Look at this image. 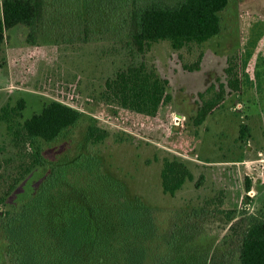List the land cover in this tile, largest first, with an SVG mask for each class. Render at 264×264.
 Masks as SVG:
<instances>
[{"label": "rangeland", "instance_id": "obj_1", "mask_svg": "<svg viewBox=\"0 0 264 264\" xmlns=\"http://www.w3.org/2000/svg\"><path fill=\"white\" fill-rule=\"evenodd\" d=\"M96 12L94 20H88L94 28L87 40L71 34L67 41H54L44 28L39 41L30 44L24 25L5 30L0 114L19 98L25 101L23 118L51 99L84 113L56 139L43 142V153L49 160H73L78 168L91 156L95 170L122 183L128 197L136 195L153 209L163 237L145 241L150 249L147 264H239L240 223L264 219V0H229L219 13L217 34L201 43L186 41L179 48L172 47L169 39L152 40L143 54L116 35L111 10ZM230 56L239 61L242 88L226 93L196 124L199 92L226 81L224 67ZM133 61L153 66L167 80L170 99L154 115L101 97L106 79ZM195 61L197 67H184ZM92 119L107 128L104 140L86 139ZM10 138L0 118V196L24 160ZM165 158L182 160L193 174L173 194L161 187ZM44 174L41 168L27 173L0 209L20 204ZM203 208L207 213L201 212ZM4 220L1 215L0 264H14L7 252ZM175 223L178 233L171 235ZM131 239L123 244L140 253L132 246L140 244L136 238L130 244ZM121 253L132 258L128 249Z\"/></svg>", "mask_w": 264, "mask_h": 264}, {"label": "trees", "instance_id": "obj_2", "mask_svg": "<svg viewBox=\"0 0 264 264\" xmlns=\"http://www.w3.org/2000/svg\"><path fill=\"white\" fill-rule=\"evenodd\" d=\"M228 1L1 0L0 51L5 30L19 24L26 27L25 40L30 44L39 41L44 28L54 41H67L71 34L87 40L94 28L90 18L94 20L96 11L108 10L113 13L116 35L137 52L143 54L150 41L156 39H169L172 47L179 48L186 41L201 43L217 34L221 29L219 13ZM197 66L198 61L184 64L188 69ZM239 66V61L228 57L226 81L212 83L199 92L196 124L218 106L226 93L241 90ZM166 85L167 80L153 66L133 61L106 79L101 97L138 113L154 115L170 99ZM24 107V99L19 98L16 105L1 110L0 118L6 123L12 145L24 160L0 196V203H5L16 184L34 168L44 169L45 174L20 204L0 209V216L5 217L2 225L7 252L14 264H145L150 255L145 241L163 237L153 209L136 195L128 197L122 183L95 170L91 156L83 168H78L73 160H49L43 153V142L56 139L84 113L56 99L46 101L40 110L23 118ZM108 135L107 128L95 119L88 123L87 140L99 142ZM192 178L185 162L164 159L160 170L163 192L173 194ZM249 188L246 184L245 189ZM207 211L201 209L202 213ZM231 212L234 210L228 211ZM177 227L175 223L169 234L178 233ZM234 227L230 225V230ZM129 236L130 244L135 243V238L140 244V248L132 245L140 253L135 254L131 245L123 244ZM124 249L131 251L132 258L121 253ZM237 260L239 264H264V219L240 223Z\"/></svg>", "mask_w": 264, "mask_h": 264}]
</instances>
